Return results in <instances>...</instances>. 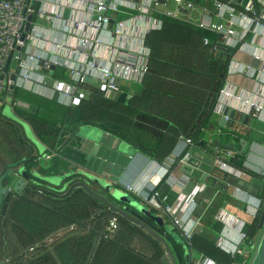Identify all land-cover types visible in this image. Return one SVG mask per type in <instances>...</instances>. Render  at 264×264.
<instances>
[{"label": "crops", "instance_id": "obj_1", "mask_svg": "<svg viewBox=\"0 0 264 264\" xmlns=\"http://www.w3.org/2000/svg\"><path fill=\"white\" fill-rule=\"evenodd\" d=\"M183 1L194 5V9L181 8L172 0H161L163 8L160 13L166 16L167 12L177 13L178 16L174 19L187 24L188 27H165L162 30L163 26L160 30H157L156 33H159L151 38L153 40L151 44L153 49L147 42L151 48L152 55L149 61V73L145 77L143 84H122L121 91L111 97L114 101L132 102L134 107L140 111L141 118H148V121L152 123L150 125L151 130L160 134L156 136L146 133L144 135L145 140L154 147L148 151H143L137 143H129L123 138L106 132L99 127L91 126L94 129L88 131L85 128L86 126H82L77 129V137L81 140L79 153L84 154L86 160L91 158V161L87 160L86 165L80 167L64 160L65 162L63 163L65 165L62 170L66 168V171H63L58 176H50V178L56 179L60 176L70 175L65 178L66 180L68 179L67 182H77L81 180L80 172L92 174L101 172L103 178L115 179V188L129 195L132 199L144 201L143 197L161 192L162 195L159 200L165 208L177 209L179 207V213L184 210L185 222L183 230H181L183 234L186 232L193 235L203 234L209 236L215 241V247L226 256L244 260L242 263L236 261L232 263L251 264L256 253L255 249H257L263 233L258 227L256 238L253 242L250 241L249 233L260 215L262 205L261 189L264 184V111L258 119H255L256 123L253 129L250 128V125L242 126L244 134L226 136L224 131L222 135L209 132L210 126L216 124L220 119L217 116H213V120H210L206 129H201L198 139H193V146H188L186 140L200 126L199 120L206 106L209 105L216 81H219L216 74L219 66L223 67L226 65V75L223 79L220 78L222 86L226 84L225 80L227 79L230 85L237 87L238 90H247L254 94V91L258 88L256 81L254 78L242 75L241 71L247 66L254 69L261 68L262 63L252 55V52L258 49L263 50L264 41L256 39L253 47L244 45L240 49H236L232 55L218 51L212 47V44L221 42V37L214 30L201 28L200 23L207 21L213 25H221L225 22L226 25L225 12L217 10L213 0L209 2L205 0ZM171 4L174 5L173 8ZM64 14L65 16L68 15L66 11ZM33 19L36 22L35 17ZM127 19L128 16L124 11L114 14V21ZM239 23L240 25L232 27L237 34H241L244 26L249 25L245 21H239ZM38 27L39 32L52 40H57L60 43H68L70 41L71 33L69 31L64 32L63 24L60 22H56L53 26L38 24ZM204 32L217 35L220 39L217 42H210V45L206 46L204 40H210V38H205ZM211 38L213 39L212 36ZM26 52L28 54L26 62L30 64L33 81L36 85L34 84L31 90L21 88L20 90L32 97L40 98L56 105L71 107V103L63 95L54 92L51 86L40 85L44 80L51 84L55 80L54 73L59 68H56L53 75H51V71L47 73V71L38 68V66L42 67L43 60L40 62H36L35 59V61H30L29 56L35 58V56L41 55L39 51L31 48ZM229 70H231V73H229ZM11 72L14 73V71ZM16 73L20 74L19 69ZM20 101L23 102L21 99ZM23 103L26 104L24 107L26 111L29 110L30 112L33 107L35 108V102L25 101ZM8 110L4 112V108L2 109L0 124L2 126L9 124L16 127L20 132L23 144L29 149V156L18 160L15 167L18 164L20 165L15 169L23 167L29 174L26 163L29 161L36 162V165L31 166L32 172L43 177L39 173V168L48 169L51 166V160L44 159L51 150L49 145L38 141L33 127L17 118L14 110L9 105ZM41 113L49 114V111L41 109ZM247 116L253 118L251 115ZM14 119L24 123L27 126L26 130ZM170 130H174L176 133L172 134ZM248 135L249 137L247 138ZM161 136L163 138L159 140ZM241 139L248 141V150L244 152L243 156L239 155L242 149ZM217 142L223 145L233 143L237 152L220 150L214 144ZM159 146L160 149L157 151ZM208 150L213 151L215 155V159L212 162L207 157L206 153ZM228 153H231L228 163L231 164V162L236 160L242 162L243 170H240L242 176L240 178L224 177L225 175L216 172L215 177L218 178V181L215 184L213 182L209 184L200 182L191 191V194L198 193L195 198L196 202L193 205H189L187 202L184 207L183 205L180 206L181 199L188 197L183 195V191L191 180L181 174V166L178 165V161L189 154L191 157L216 166L217 158L224 157ZM2 155H6L5 152ZM4 160L7 162L11 161L6 156H4ZM62 170H59V173ZM2 171V165L0 164V173ZM174 179L176 182H183L186 186H179L176 183L172 184ZM168 182L171 184L170 188H167ZM241 182L245 184L241 185L242 188L240 186ZM42 197L36 195L33 199L37 202L48 203ZM115 203L119 205L117 202ZM49 205L51 204L49 203ZM221 213L235 217L233 227H227L217 219V216ZM90 224V222L87 223L84 231L88 230L91 233L95 229ZM130 226L132 229H138L132 224ZM241 233L248 235L244 246L241 240ZM86 234L88 232L85 234L83 232L80 233V235ZM68 235V233H64L59 235V238H64ZM150 240L149 244L153 246L151 244L153 241ZM190 241H186L185 245L189 247L194 264H196L203 255L192 250ZM172 243L175 246L173 241ZM149 244L147 243L146 235L137 234L129 241L121 244L126 246L121 248L119 252L110 253L106 249L102 252L100 258L102 260L110 258L112 261H116L115 264H134L135 261L132 260V254L152 260L154 250ZM46 246L51 247L50 245ZM98 246H101L100 241ZM176 247L180 254H183V249L178 245ZM237 248L242 249L244 253L236 255L235 251ZM7 249L9 251L8 253L6 252L7 256L12 257L15 252L14 244H8ZM44 250L47 249H43L42 252ZM50 251H53L52 247ZM42 252L36 254L40 255ZM98 264H101L100 260ZM163 264H167L166 257L163 259Z\"/></svg>", "mask_w": 264, "mask_h": 264}, {"label": "built area", "instance_id": "obj_2", "mask_svg": "<svg viewBox=\"0 0 264 264\" xmlns=\"http://www.w3.org/2000/svg\"><path fill=\"white\" fill-rule=\"evenodd\" d=\"M172 1L181 8L194 9V5L183 0ZM213 1L217 10L225 12L227 24L225 25L224 22L221 25H213L202 21L200 27L216 31L221 37L219 43L236 50L244 45L253 47L256 39L264 41V0H249L246 6L233 4L232 0ZM33 2L36 4L35 10L31 9ZM162 8L161 0H1L0 107L9 105L13 109L26 106L20 100L12 99L10 88L12 85L25 90L33 88L35 83L30 64L26 62L28 58L26 51L31 48L41 53L35 58L29 56L30 61L43 60L42 67L38 66V68L47 73L51 71L52 66L67 71L69 82L54 80L50 84L44 80L40 85L51 86L54 92L63 95L72 106H79L91 95V86L98 89L105 98H111L121 91L122 84L142 85L149 73V61L152 55L146 43L147 37L163 27V21L155 14ZM65 11L68 17L65 16ZM119 11H124L128 19L114 21V14ZM30 16L35 17L36 22L33 19L31 30L25 41H22ZM167 16L176 18L178 14L167 12ZM239 21L249 23L248 26H244L241 34H237L232 28L234 25H240ZM56 22L63 24L64 32L71 33L68 43L52 40L39 32L38 24L53 26ZM204 43L209 46L210 40L205 39ZM19 48L22 50L21 53L26 55V59L19 58L20 74L16 73L17 79L14 83L11 81L12 72H6L5 69ZM252 55L262 63L261 68L254 69L247 66L242 69L241 74L254 78L258 86L257 90L254 94L247 90H238L226 79V84L218 92L213 116L219 117L229 109L258 119L264 111V49L253 51ZM86 80H91L92 83L89 84ZM186 143L188 146H193L194 141L189 138ZM55 156L56 153L50 150L44 159L51 160ZM189 157L190 155L187 154L185 159ZM230 157L231 153H228L224 157L217 158L216 168L221 175L240 178L242 172L228 163ZM197 194L195 192L181 199L180 206L184 207L187 202L193 205ZM159 198V194L154 193L152 196L143 197V200L160 208L162 203ZM178 211L179 207L166 208L174 226L183 230L184 210L180 213ZM217 219L227 227H233L235 224V217L226 213L219 214ZM118 230L119 222L115 217L109 222L107 237H112ZM60 233L57 235H61ZM184 236L190 241L193 234L184 232ZM247 239L248 235L241 233L243 246ZM52 242L53 240L50 239L49 244ZM243 253L240 248L235 251L236 255ZM196 264L216 263L201 256Z\"/></svg>", "mask_w": 264, "mask_h": 264}, {"label": "trees", "instance_id": "obj_3", "mask_svg": "<svg viewBox=\"0 0 264 264\" xmlns=\"http://www.w3.org/2000/svg\"><path fill=\"white\" fill-rule=\"evenodd\" d=\"M155 14L158 19L163 21L162 30L165 27H188L187 24L160 12ZM158 33L154 31L147 37L146 43L148 42L151 48L153 43L151 38ZM203 35L205 38H210V42H217L220 39L219 36L209 32H204ZM216 74L219 81H216L215 86L218 85L220 89L222 87L221 79L226 75V65L219 66ZM54 79L63 82L70 81L68 73L64 69H57L54 73ZM90 90L91 95L86 100H83L79 106L71 107L56 105L32 97L18 87L14 91H10L13 100L21 99L23 102H35V108L33 107L32 111L29 112L22 107H16L13 108L14 114L24 123L31 125L38 141L49 145V148L56 153V156L51 159V166L48 169L39 168V173L43 177L61 175L63 171H66V168L62 170L65 161L80 167L86 165L87 160L84 154L79 153L81 140L77 137V129L82 126L99 127L129 143H137L143 151H148L154 147L145 140L144 135L146 133L156 136L160 134L151 130L150 125L152 123L148 121V118H141L140 111L134 107L132 102L105 98L98 89L92 86ZM209 105L206 106L199 120V128L196 132L194 131L195 133L189 135L191 139L197 140L201 129H206L208 126L212 118V109H209ZM4 107H0V117H2L1 111ZM41 109L48 110L49 114H42ZM171 133L175 134L176 131L173 130ZM162 138L163 136L159 140ZM0 139L2 140L0 142V164L3 170L0 173L1 177L8 169H14L20 165L15 167L18 160L29 156V149L23 144L19 130L12 125L2 126L0 124ZM159 149L160 146L157 147V151ZM3 152L6 154L4 156L11 160L10 162L4 160ZM31 162L26 163L29 174L32 171L31 166L36 165V162H32L30 165ZM231 164L239 170H243L242 162L236 160ZM59 170L62 171L59 173ZM36 195L38 196V194H29L25 198L15 200L6 216H0V264H98L99 260L101 264H115V260L112 261L110 258L102 260L100 258L104 250L107 249L110 253L119 252L121 248L126 246L121 244L129 241L135 235H146L141 230L132 229L128 221L99 205L96 200L81 189L76 190L64 200L53 201L43 196V200L48 203L35 201L33 198ZM49 203L51 205L48 206ZM115 217L118 218L119 230L112 237H107L109 222ZM89 222L91 227H95L91 233L88 230L84 231ZM259 224L260 215L249 233L252 242L258 234ZM70 227L76 228L77 231H73L67 237L58 238L57 233L68 230ZM81 232L83 234L88 232V234L80 235ZM146 237L149 244L151 238L147 235ZM50 239L54 240L50 245L53 251H50L51 247L46 246L49 245ZM151 240L153 246L149 245L154 250L153 259L147 260L132 254V260L136 264H163L165 251L158 242ZM99 241L100 247L98 246ZM8 244H14L15 252L12 257L6 254ZM190 244L193 251L212 259L216 264H232L233 261L242 263L244 261L241 258L233 259L226 256L215 247V241L211 237L203 234H194ZM43 249L47 250L42 252ZM40 252H42L40 255L36 254ZM32 253L36 254L34 256L38 255V258L29 259L27 255H32ZM8 257L10 260L7 259Z\"/></svg>", "mask_w": 264, "mask_h": 264}, {"label": "water", "instance_id": "obj_4", "mask_svg": "<svg viewBox=\"0 0 264 264\" xmlns=\"http://www.w3.org/2000/svg\"><path fill=\"white\" fill-rule=\"evenodd\" d=\"M249 0H232L233 4L246 6ZM36 4L32 3L31 9L35 10ZM33 22V16L29 17V21L25 27V33L22 37V41H25L28 33L31 30ZM212 47L232 55L235 49L229 47L222 43H213ZM19 48L16 53L9 60V64L6 67V72L14 71L11 74V81L15 83L17 76V68L20 59H26V55L21 53ZM11 63V64H10ZM56 70L55 66L51 67V75H53ZM89 84L92 83L91 80H86ZM11 91H14L15 85L11 86ZM218 85L214 87L212 97L210 100L209 109H212L217 100V95L219 92ZM213 114V113H212ZM219 121L216 124L210 126L209 132L213 134H223L226 136H236L237 134H244V129L242 126L250 125L253 129L256 120L245 115L238 113L234 110H227L223 115L219 116ZM213 120V115L212 118ZM15 122L19 123L24 130L27 126L14 119ZM249 135L247 136V138ZM242 149L239 155L243 156L244 152L248 150V141L246 139H241ZM218 146L220 150L228 152H237V149L233 143L228 145H223L221 143H214ZM203 145V144H202ZM207 157L209 161L215 159L213 151H207ZM89 162L91 158L87 159ZM178 165L181 166V174L190 179L187 187L183 191V195L189 196L191 191L200 183L209 184L213 182L214 184L218 181L215 177V173L218 172L215 165L196 159L194 157H189L187 159L182 158L178 161ZM101 171V170H100ZM81 180L77 182H67L65 179L70 175L60 176L59 178H45L31 171V174H27L25 168L8 169L0 177V216H5L10 210L12 203L19 198H25L28 194L34 195L38 194L40 196L48 197L52 200H64L71 196L76 190H83L86 194L92 197L96 202L108 209L115 215L121 217L122 219L128 221L130 224L134 225L136 228L141 230L149 238L158 242L165 251L166 263L167 264H194V259L189 250V247L185 245L188 241L183 232L174 226L172 218L166 212L164 205L160 208H156L145 201L135 200L129 197V195L123 193L122 191L115 188V179L103 178L101 172L97 174H92L88 172H80ZM224 177H228L225 175ZM179 184V186L184 185L183 182H176L174 179L172 184ZM264 183V182H263ZM245 185L243 182L240 186ZM241 186V188H242ZM171 184L167 183V188H170ZM262 205L260 208V224L259 229L263 231L260 241L258 243L256 253L251 264H264V184L262 185ZM159 196L162 193H158ZM119 205H116V203ZM175 243L173 245L172 241ZM176 245L183 249V254H180Z\"/></svg>", "mask_w": 264, "mask_h": 264}, {"label": "rangeland", "instance_id": "obj_5", "mask_svg": "<svg viewBox=\"0 0 264 264\" xmlns=\"http://www.w3.org/2000/svg\"><path fill=\"white\" fill-rule=\"evenodd\" d=\"M172 5V8L174 7V5L173 4H171ZM150 48V47H149ZM151 49V48H150ZM5 111H9L8 110V105H7V107L5 108L4 107V112ZM88 131H91L92 129H94L93 127H91V126H86L85 127ZM36 200H37V198H35ZM38 199H40V198H38ZM9 230V229H8ZM75 230H77L76 228H74V227H70L68 230H64V231H61V233L60 234H64V233H68V234H70V233H72L73 231H75ZM58 234V233H57ZM60 236H58V238H59ZM54 241V240H53ZM52 243H50L49 245H51ZM40 247H43V246H41L40 245ZM7 249V248H6ZM7 253L9 252L8 251V249H7V251H6ZM255 252H256V249H255ZM35 255V253H32V255H27V257L29 258V259H35V258H38V256H34ZM253 258V257H252ZM252 258H251V260H252ZM251 260H250V262H251Z\"/></svg>", "mask_w": 264, "mask_h": 264}, {"label": "flooded vegetation", "instance_id": "obj_6", "mask_svg": "<svg viewBox=\"0 0 264 264\" xmlns=\"http://www.w3.org/2000/svg\"><path fill=\"white\" fill-rule=\"evenodd\" d=\"M16 200H17V199H16ZM10 210H11V208H10ZM10 210H9V211H10ZM9 211H8V212H9ZM8 212H7V213H8ZM5 216H6V215H5Z\"/></svg>", "mask_w": 264, "mask_h": 264}]
</instances>
